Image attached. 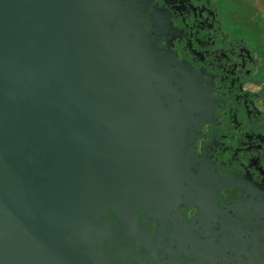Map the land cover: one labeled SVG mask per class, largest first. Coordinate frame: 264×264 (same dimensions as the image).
I'll return each instance as SVG.
<instances>
[{
    "label": "water",
    "instance_id": "water-1",
    "mask_svg": "<svg viewBox=\"0 0 264 264\" xmlns=\"http://www.w3.org/2000/svg\"><path fill=\"white\" fill-rule=\"evenodd\" d=\"M130 4L0 0V264H143L126 238L149 264H264V192L220 205L195 147L215 102Z\"/></svg>",
    "mask_w": 264,
    "mask_h": 264
},
{
    "label": "flooded vegetation",
    "instance_id": "flooded-vegetation-1",
    "mask_svg": "<svg viewBox=\"0 0 264 264\" xmlns=\"http://www.w3.org/2000/svg\"><path fill=\"white\" fill-rule=\"evenodd\" d=\"M130 1L125 7L145 16L146 28L155 33L159 48L186 63L211 94L215 102L213 118L195 137L196 153L213 166L221 179L222 187L217 190L220 205L232 209L238 217L248 218L255 192H264L261 57L245 36L226 24L217 0ZM198 215L196 207L184 213L189 223ZM143 220L141 216L139 222ZM155 229L151 221L149 231L144 233L154 237ZM121 248H129L143 264H149L150 254L142 252L129 238ZM117 264L126 263L119 260Z\"/></svg>",
    "mask_w": 264,
    "mask_h": 264
},
{
    "label": "rangeland",
    "instance_id": "rangeland-1",
    "mask_svg": "<svg viewBox=\"0 0 264 264\" xmlns=\"http://www.w3.org/2000/svg\"><path fill=\"white\" fill-rule=\"evenodd\" d=\"M226 24L254 47L264 69V0H217Z\"/></svg>",
    "mask_w": 264,
    "mask_h": 264
}]
</instances>
